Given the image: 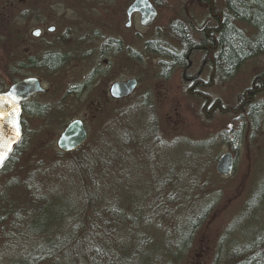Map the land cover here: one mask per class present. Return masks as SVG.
Here are the masks:
<instances>
[{
    "label": "rangeland",
    "instance_id": "rangeland-1",
    "mask_svg": "<svg viewBox=\"0 0 264 264\" xmlns=\"http://www.w3.org/2000/svg\"><path fill=\"white\" fill-rule=\"evenodd\" d=\"M6 1L8 6L14 4L12 14L19 4L24 11L34 5L45 8L50 2L0 0V7ZM132 1L65 0L69 7L66 20L72 36L70 67L53 75L42 74L50 94L38 97L36 102L49 103L50 110L45 113L46 118L39 115L22 117L23 151L16 166L0 176V186L3 189L10 186V195L15 196L20 182L31 171L37 173L38 168H43L47 172L50 167L55 168L59 164L65 169L73 159L64 154L58 155L62 153L57 148V140L66 125L74 120L85 123L89 134L86 146L95 144L104 128L111 130L110 139L122 145L128 143L129 146L141 143L140 134H149L144 137L150 139L155 147L153 151H159L160 156L147 154V160L142 157V161L131 156L134 164L127 168V174L140 171L146 174L143 178L149 183L147 178L153 174L158 173L162 177L168 173L172 178H164V183H161L165 187L163 200L176 195L173 212L161 221L162 236L156 238L153 235L154 239L151 237L153 240L149 241L161 244L166 236L169 241L175 226L181 227L187 218H197L190 248L173 264H212L220 242L230 232V246L222 264H234L237 261L233 253L236 245H232L231 241L243 243L244 240L240 238V233L234 234L236 230L233 231V226L238 225L240 217L264 183V86L253 99L247 94L256 83L264 82V56L246 61L232 78H223L213 71L208 61V50L197 49L204 37L202 31L218 26L217 17H212L207 0H150L157 10L154 24L144 28L139 24V16H136L128 29L126 11ZM212 2L215 15H221L223 20L231 17L225 0ZM231 20L234 22L233 18ZM9 24V20L2 23L0 17V30ZM24 24L29 26L27 21ZM234 24L246 36L255 35V30L247 24ZM95 26L101 29L102 36L95 46L99 48L116 39L120 44L118 52H110L101 58L100 49H93L94 43L90 45L81 40L83 35L88 39ZM187 44L190 46L187 66H174L172 57L183 55ZM104 60L108 63L104 64ZM5 73L0 53V92L9 86ZM195 78L210 85L197 87L198 91L210 103H220L227 112L204 108L205 101L190 90ZM129 79L139 82L133 96L113 101L109 96L111 85ZM242 99L247 106L236 111ZM253 107L257 112L254 118L251 115ZM225 153L232 154L235 169L230 176L221 177L215 167ZM109 168L113 170L111 164ZM120 171L121 168L117 171L118 177H122ZM134 181L121 180L120 185L114 183L116 186L112 188L126 187ZM143 181H137L133 188L140 189ZM178 187L183 190H178ZM62 188L60 191H65ZM186 199L190 200L189 205L194 203V206L187 205L183 211L181 208ZM154 201L152 197L147 199V209ZM258 204L263 205L261 199ZM179 211H183L181 217ZM262 211L257 215L260 222L253 223L254 228H264V208ZM104 221H97V226H106ZM7 227L8 221L0 225V249L17 243L16 238H6L12 234ZM106 232L111 234L112 230ZM166 253L160 250V256L154 261L159 264ZM15 256L9 251L0 254V260L6 263Z\"/></svg>",
    "mask_w": 264,
    "mask_h": 264
},
{
    "label": "trees",
    "instance_id": "trees-1",
    "mask_svg": "<svg viewBox=\"0 0 264 264\" xmlns=\"http://www.w3.org/2000/svg\"><path fill=\"white\" fill-rule=\"evenodd\" d=\"M207 2L210 6L213 4L212 0ZM225 6L231 17L221 21L217 19L216 28H205L197 49L208 50V61L215 74L228 79L246 61L264 56V0H225ZM231 18L234 22L250 26L255 35L246 36ZM189 50V44L185 45V53L180 57L173 56L172 64L186 67ZM263 83H256L249 89L247 94L251 99L260 93ZM244 106L247 105L242 99L235 110L241 111ZM204 108L227 112L217 102H205ZM255 110L253 107L252 118L257 113ZM45 112L41 111L39 117L46 118ZM103 130L95 144H86L74 153L64 154L73 159L65 169L59 164L46 172L37 166L39 171H31L20 182L15 196L10 195V186L7 189L0 186V225L8 221L7 228L12 234L6 238H16L17 242L0 249V254L9 251L16 254L6 263L0 260V264H157L154 260L160 256V250L167 253L159 264H173L187 253L198 224L197 218H187L181 227L175 226L169 241L167 236L161 244L149 241L154 239L153 235L156 238L162 236L161 221L173 212L176 195L168 196L164 201L165 187L162 185L164 178L169 180L172 176L167 173L160 177L161 174L155 173L147 178L150 180L147 183L143 178L146 174L140 171L127 174V168L134 164L132 157L136 156L140 161L142 157L147 160V154L158 158L159 151H153L154 145L144 137L147 134H140L141 143H132L130 147L128 143L122 145L110 139V129ZM23 141L15 148L0 176L16 166L23 151ZM109 164L113 170H110ZM119 168L122 177L117 175ZM121 180L136 182L113 189L115 184L120 185ZM139 180H145L141 188H133ZM61 188L65 191H60ZM151 197L155 201L147 209V199ZM260 199L263 205L258 204ZM98 200L100 204L96 203ZM189 203L190 200L186 199L181 210L184 211ZM192 206L194 203L188 207ZM263 208L264 183L240 217L238 225L233 226V231L236 230L234 234L240 233V238L244 240L243 243L231 241L232 245H236L233 253L237 261L234 264H264V228L253 227L254 222H260L257 215L263 213ZM183 211H179L180 217ZM103 220H106V226L99 228L97 221ZM106 230H112V233ZM230 233L220 242L212 264H222L225 259L230 246ZM15 234L17 236L13 237Z\"/></svg>",
    "mask_w": 264,
    "mask_h": 264
},
{
    "label": "flooded vegetation",
    "instance_id": "flooded-vegetation-1",
    "mask_svg": "<svg viewBox=\"0 0 264 264\" xmlns=\"http://www.w3.org/2000/svg\"><path fill=\"white\" fill-rule=\"evenodd\" d=\"M13 5L8 6L6 1L0 7L1 22L6 23L7 20L10 22L7 27L5 26L0 30V53L9 84L1 92L23 80L37 79L46 92L36 94L22 104V117L24 115L37 117L41 111L48 112L50 110L49 103L36 102L38 97H46L50 94V89L45 88L47 83L44 81L42 74L46 72L53 75L60 71L64 72L65 69L70 67L72 36L70 25L66 20L69 7L66 6L65 0H50L45 8L34 5L32 9L23 11L20 4L16 5L15 13L12 14ZM210 12L212 17H217L221 21L222 16L214 14L212 5L210 6ZM136 16L139 15H134L130 22L127 20L126 28L132 27L133 18ZM25 21L29 23V26H25ZM128 23H130L129 27H127ZM30 29L32 32H29ZM49 29H54V31ZM36 30L41 32L39 37L34 35ZM82 38L81 40H86L90 45L94 43V50L100 49L99 56L101 58L103 55L118 52L120 49L119 41L116 39L109 40L106 44H103L104 46L96 47L95 45L102 39L101 29L96 26L91 29L88 39L86 35H83ZM103 62L104 64L108 63L107 60ZM209 86L208 83L205 85L195 78L192 80L190 90L200 95L206 103H210V100L197 89V87L206 88Z\"/></svg>",
    "mask_w": 264,
    "mask_h": 264
},
{
    "label": "water",
    "instance_id": "water-1",
    "mask_svg": "<svg viewBox=\"0 0 264 264\" xmlns=\"http://www.w3.org/2000/svg\"><path fill=\"white\" fill-rule=\"evenodd\" d=\"M139 14L141 16L140 24L143 27H150L153 25L157 13L149 0H135L133 4L127 10V17L129 22L133 15ZM130 26V23L127 27ZM138 88V82L135 79L127 81H117L110 87L109 94L114 100H123L131 97L136 89ZM44 90L37 79H26L19 83L14 84L7 92L1 93L0 96H15L18 101L19 112L17 113L20 136L16 137V132L13 129L11 123H9L7 117L4 120H0V139L10 140L16 138L18 142L12 145V151L8 153L9 160L15 147H17L22 140V127H21V115H22V104L27 102L32 96L44 93ZM11 111L10 105H4L0 112L8 113ZM88 140V132L85 124L81 120H74L68 124L64 131L60 134L57 140V147L63 154H71L79 150ZM4 164V165H5ZM4 167V166H3ZM0 167V171L3 169ZM235 169V160L231 153L223 154L217 161L215 171L221 177L230 176Z\"/></svg>",
    "mask_w": 264,
    "mask_h": 264
},
{
    "label": "snow or ice",
    "instance_id": "snow-or-ice-1",
    "mask_svg": "<svg viewBox=\"0 0 264 264\" xmlns=\"http://www.w3.org/2000/svg\"><path fill=\"white\" fill-rule=\"evenodd\" d=\"M50 31H54V29H49ZM34 35L39 37L41 32L36 30ZM10 105L11 111L8 113L0 112V120H4L7 117L9 123H11L13 129L16 132V137L20 136V126L18 121L17 113L19 112L18 101L15 96H0V109H3L4 105ZM18 142L16 138H12L10 140L0 139V167H3L5 164V160L8 158V153L12 151V145Z\"/></svg>",
    "mask_w": 264,
    "mask_h": 264
}]
</instances>
